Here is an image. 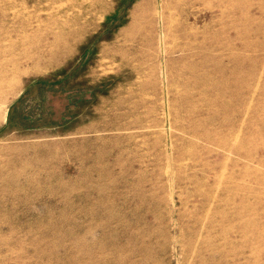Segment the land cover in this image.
Masks as SVG:
<instances>
[{"label": "rangeland", "instance_id": "374dc122", "mask_svg": "<svg viewBox=\"0 0 264 264\" xmlns=\"http://www.w3.org/2000/svg\"><path fill=\"white\" fill-rule=\"evenodd\" d=\"M5 93L0 264H264V0H0Z\"/></svg>", "mask_w": 264, "mask_h": 264}, {"label": "bare ground", "instance_id": "6f19581e", "mask_svg": "<svg viewBox=\"0 0 264 264\" xmlns=\"http://www.w3.org/2000/svg\"><path fill=\"white\" fill-rule=\"evenodd\" d=\"M178 1H180V2H182V3H188V1L189 0H178ZM161 2V1H160ZM91 3V2H90ZM63 7V6H62ZM93 7V6H92ZM95 8V7H94ZM161 9V8H160ZM159 9V10H160ZM57 10V9H56ZM50 12V11H49ZM57 12V11H56ZM47 14V13H46ZM160 15V14H159ZM71 16V15H70ZM73 16V15H72ZM161 24V23H160ZM160 33H161V31H160ZM160 38H161V36H160ZM161 45V44H160ZM164 47V46H163ZM162 47V48H163ZM164 51V50H163ZM165 62V61H164ZM163 66V65H162ZM163 68V67H162ZM167 87V86H166ZM166 89V88H165ZM8 97V93H5V94H3L2 96H1V98H0V105H1V107L0 108H2V104L4 103V101L6 100V98ZM166 99V98H165ZM167 102V101H166ZM164 104H165V102H164ZM165 106V105H164ZM166 110V109H165ZM167 113H169V112H167ZM168 116V115H167ZM167 118V117H166ZM168 122V121H167ZM165 126V125H164ZM165 129V128H164ZM169 133V132H168ZM168 133H166L167 135H168ZM169 136V135H168ZM168 139V138H167ZM170 139V138H169ZM172 144V143H171ZM160 147V146H159ZM168 147V146H167ZM170 147V146H169ZM169 147H168V150H169ZM169 152V151H168ZM147 158V157H146ZM172 159V158H171ZM170 162V161H169ZM166 170V169H165ZM172 171V170H171ZM173 173V172H172ZM169 181H170V179H169ZM170 183V182H169ZM218 190V189H217ZM171 191V190H170ZM174 192V191H173ZM175 201V200H174ZM210 210V209H209ZM172 231V230H171ZM176 238V237H175ZM177 241V240H176Z\"/></svg>", "mask_w": 264, "mask_h": 264}]
</instances>
